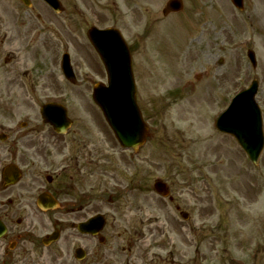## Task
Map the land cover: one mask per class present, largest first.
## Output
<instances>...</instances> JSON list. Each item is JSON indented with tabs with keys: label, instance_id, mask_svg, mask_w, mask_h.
I'll return each mask as SVG.
<instances>
[{
	"label": "rangeland",
	"instance_id": "374dc122",
	"mask_svg": "<svg viewBox=\"0 0 264 264\" xmlns=\"http://www.w3.org/2000/svg\"><path fill=\"white\" fill-rule=\"evenodd\" d=\"M58 1L63 9L60 14L48 9L42 0H31L32 5L26 10L27 14L20 13V23L37 21V27L41 29L42 34L37 37L35 45L42 58V72L38 81L42 85L34 87L36 95H32L27 88L26 93L20 95L21 100L17 99L15 105L12 104V108L18 110L19 102L23 103L24 112L21 118L12 117L11 120L18 123L27 119L30 123H39V110L45 97H59L68 113L99 125L100 136L102 133V144L100 142L99 145L106 155L104 170L113 173L110 182L128 184V178L133 174V181L138 180L140 188L144 184L149 186L150 193L137 192L139 200H142L137 217L143 221L142 225L138 224V230L145 232V229H152L153 238L150 241L156 247H162L165 252L173 248L175 251H184L187 264L197 263L194 259L196 252L205 253L206 260L220 251L236 250L238 257L246 252H255L254 242L257 240L249 236L264 238L263 229L256 231L258 224H255L254 219L256 209L260 212L256 213L257 217L264 212V152L259 165L253 167L235 141L220 134L214 124L216 114L224 107L231 91L253 76L258 80L256 99L262 102L264 119L263 27L259 26L257 33L251 35V30H254L245 18L234 21L223 18L227 30L216 27L211 37L205 38V33L197 40L198 49L187 50V43L183 46L178 41L179 22L176 24L175 21H184V17L188 19V10L164 19L161 11L168 0ZM262 1L247 0L250 10L242 16L252 19L259 17V21L254 20L251 25L258 26L256 21L257 24L261 23L264 16L261 14ZM203 2L206 1L190 2V6L195 8L193 16L199 15V12H209L210 9L205 7L209 4ZM218 2L221 7L225 5V13L235 14L228 0ZM13 5L9 12L14 11ZM254 7L259 11L253 10ZM20 10L25 11L21 7ZM37 15H41L40 20H36ZM152 20L154 29H150V33L153 35L148 40L146 31L147 27H152ZM184 22L187 26H183L180 32L186 34L187 30L192 31L195 36L200 26L195 25L194 19ZM92 24L98 27L116 26L130 48L136 76V103L149 127L147 140L138 150V161L133 164L123 159L122 162H116L119 147L100 112L90 101L93 84L104 75L86 39L87 28ZM168 25L171 32L168 30L166 34L164 31ZM171 34H175L173 39ZM240 36H251L252 42L248 47L231 50L230 44ZM160 41V46L166 49H159ZM30 43L28 54L36 48ZM148 45L150 51L145 52ZM247 50H253L256 55L257 63L253 70L247 65ZM63 53L70 55L76 75H82V78L78 76L74 84L61 75ZM33 64L37 66L38 62L33 61ZM23 67L31 68L32 65L28 63ZM86 72L93 79L92 82H86ZM92 132V136L99 140V135ZM20 151V148L11 144L12 154L20 155ZM161 179L169 183L171 196L176 200L174 203L153 192V183ZM174 204L188 215L187 221L181 219ZM150 215L155 219L151 227ZM112 229L107 228L106 231L111 233ZM146 243L140 242L143 252L147 249ZM180 243L184 248L179 249ZM88 245L93 253L108 250L113 244L104 248L90 241Z\"/></svg>",
	"mask_w": 264,
	"mask_h": 264
},
{
	"label": "flooded vegetation",
	"instance_id": "af4514ba",
	"mask_svg": "<svg viewBox=\"0 0 264 264\" xmlns=\"http://www.w3.org/2000/svg\"><path fill=\"white\" fill-rule=\"evenodd\" d=\"M12 3L14 11L9 12ZM26 10L18 0H0V224L4 228L0 264H183V253L174 258L172 253L162 257L149 250L134 251L137 236L127 231L121 233V228L137 223L135 218L124 222L126 215L136 216L140 210L134 193L137 181L131 180L129 187L120 190L105 186L106 155L99 145L102 140L92 139L88 125L76 123L73 118L68 129L60 134L42 122L24 123L21 129L12 123L10 111L14 100L20 101L27 88L36 95L34 87L42 85L38 83L42 58L35 45L42 34L36 24L41 15L36 16V22L20 23V13L26 15ZM147 34L150 36V26ZM28 42L36 47H29V54ZM33 61L38 62L37 66ZM28 63L31 68L23 67ZM17 108L13 115L21 113V104ZM11 144L21 149L20 155L12 154ZM118 158L119 162L123 159L130 164L138 161L133 153ZM11 164L20 171L14 186L8 184L7 177L6 182L2 180L4 168ZM42 195L46 196L43 207L47 211L37 207ZM94 215L103 217L104 228L99 234L102 243L113 244L103 252H90L91 237L81 236L75 229ZM107 228H113L111 233ZM48 230V234L57 232L59 240L44 247L48 234H40ZM75 241L81 244L76 245ZM57 243L65 252L57 251L53 256L52 245ZM120 243L121 250L115 251ZM77 250H82V254Z\"/></svg>",
	"mask_w": 264,
	"mask_h": 264
},
{
	"label": "water",
	"instance_id": "95a60500",
	"mask_svg": "<svg viewBox=\"0 0 264 264\" xmlns=\"http://www.w3.org/2000/svg\"><path fill=\"white\" fill-rule=\"evenodd\" d=\"M55 7L56 10L60 11L58 3H55ZM97 49L102 53L100 55L107 70L109 72L112 70L117 75V79L113 78L112 82H109V88L98 86L95 89L94 100L105 114L118 141L126 147L136 148L144 142L146 131L134 103V89L131 83L130 62L127 52H125V49L117 52L121 65L110 67L109 59L99 47ZM253 96L254 89L249 94L238 98L217 123V128L223 133L235 136L250 159L257 163L258 156L263 148V140L260 117L257 108L253 104ZM116 115L119 121L115 120ZM121 124H124L126 129L124 137L117 133L123 130L119 127ZM158 190L165 194L163 189L158 188Z\"/></svg>",
	"mask_w": 264,
	"mask_h": 264
}]
</instances>
